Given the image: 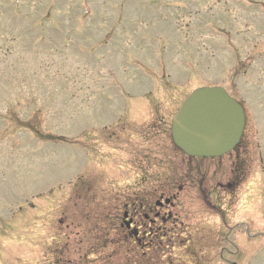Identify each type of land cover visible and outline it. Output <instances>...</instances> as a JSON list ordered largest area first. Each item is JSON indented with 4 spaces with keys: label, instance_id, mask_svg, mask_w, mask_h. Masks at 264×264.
<instances>
[{
    "label": "rangeland",
    "instance_id": "374dc122",
    "mask_svg": "<svg viewBox=\"0 0 264 264\" xmlns=\"http://www.w3.org/2000/svg\"><path fill=\"white\" fill-rule=\"evenodd\" d=\"M203 86L248 115L232 191L148 128ZM161 192L176 224L120 228ZM0 264H264V0H0Z\"/></svg>",
    "mask_w": 264,
    "mask_h": 264
},
{
    "label": "water",
    "instance_id": "95a60500",
    "mask_svg": "<svg viewBox=\"0 0 264 264\" xmlns=\"http://www.w3.org/2000/svg\"><path fill=\"white\" fill-rule=\"evenodd\" d=\"M241 106L221 87L193 90L171 120L176 147L190 156H220L234 147L242 131Z\"/></svg>",
    "mask_w": 264,
    "mask_h": 264
},
{
    "label": "flooded vegetation",
    "instance_id": "af4514ba",
    "mask_svg": "<svg viewBox=\"0 0 264 264\" xmlns=\"http://www.w3.org/2000/svg\"><path fill=\"white\" fill-rule=\"evenodd\" d=\"M239 103L244 110V117H245L244 127L242 130V134H241V137L239 139V142L232 151L235 153L234 160L231 161L232 182L229 184H226V183L223 184V183L217 182L216 186H215L216 188L220 187L223 191H226V190L232 191L236 186H239L240 182L242 181L241 177H242L243 173L240 175V173L238 172L239 168L236 169L237 168L236 166H237L238 162H239V167H240V165L242 166L241 158H240L241 156L244 158L243 164H245V157L243 156V154H244V149H245L246 143L248 141L245 138H246V136L251 134V130L249 133L250 126H249V121H248V117H247L248 115H247L246 109H245V107L241 101H239ZM157 123H160V124H156V123L152 122L151 125L148 126L150 131L155 132L156 134H163L165 136L170 137V128H169V131H167V129L165 128L164 121L161 117H159L157 119ZM169 139L171 141V138H169ZM172 146H173L172 151L174 152V155L176 157L182 158V161H179V164L183 165V167H184V164H191L190 169H192V170L193 169L198 170L200 168V166L197 163H195L194 161L203 160V158L187 157L179 149H177V147H175L173 144H172ZM230 154L231 153H229L227 155L229 156ZM227 155H225V156H227ZM225 156H222V157H225ZM183 157L186 159V161L183 160ZM216 159H219V158H216ZM161 164H163V162H159V167L161 166ZM172 166H173L174 170H177V166H176L175 162L172 163ZM158 176L159 175L156 174L155 176H149V177H154V178L156 177V179H157ZM159 180H161V177H159ZM192 180H193V178H192ZM160 185L162 187H164L163 184H160ZM178 189L181 190L183 188H181L179 186ZM217 192H218V190H217ZM215 194L218 195V193H215ZM169 195H170V192H169ZM174 198H176L175 194L170 195V197H169L164 192H161L158 195L157 199L154 201V205L146 206L144 201L140 199L138 204L135 205L133 202L130 204V206H131L130 211L128 210V208H129L128 205L125 204L123 207H124V209L127 208V210L124 211V213L122 215L123 221L120 222V224H119L120 228H125V229H167V227H165V226L172 224V223L176 224L175 221L171 222V220H177V218L173 215L172 211H170V210H168V211L164 210L163 211L162 210L163 207H166V206L171 207V208L177 207V204H175ZM110 216H112V215H110ZM115 216L116 215L113 216L115 218V221L112 222L111 229L116 228L118 225L117 224L118 220L116 219ZM173 224H172V226H173Z\"/></svg>",
    "mask_w": 264,
    "mask_h": 264
}]
</instances>
